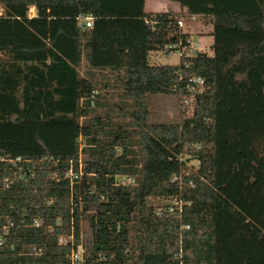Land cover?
<instances>
[{
	"label": "trees",
	"instance_id": "16d2710c",
	"mask_svg": "<svg viewBox=\"0 0 264 264\" xmlns=\"http://www.w3.org/2000/svg\"><path fill=\"white\" fill-rule=\"evenodd\" d=\"M166 1L0 0V264H264V0Z\"/></svg>",
	"mask_w": 264,
	"mask_h": 264
},
{
	"label": "rangeland",
	"instance_id": "374dc122",
	"mask_svg": "<svg viewBox=\"0 0 264 264\" xmlns=\"http://www.w3.org/2000/svg\"><path fill=\"white\" fill-rule=\"evenodd\" d=\"M170 4V5H169ZM169 6H176L175 3H171L166 0H147L146 10L150 11H160L165 10ZM34 9L31 7L28 9V15H33ZM180 25L184 31L190 34V45L189 51L192 52L194 50H202L211 54L209 50V44L211 42V35L209 31L211 28L209 26H205L202 21L197 17H187L186 19L181 20ZM180 52L179 50L171 51L168 54H164L162 51H153L150 53V62L154 64H169L175 65L179 61ZM84 67L81 68L83 71ZM84 73V72H83ZM124 103V102H123ZM129 103V102H127ZM183 105L180 104V101L175 97H171L170 99H163L159 103L154 102L153 106H151V110L154 113H157L162 119H171L174 118L178 113H180ZM10 126L17 127L18 129L5 130L3 133H29L32 132L35 127V122H9ZM188 165H191L192 168L197 166V161L195 159H191ZM127 176V182L129 184L134 183V178L130 175ZM82 232V242L85 243L89 239L88 227L86 224H82L81 226Z\"/></svg>",
	"mask_w": 264,
	"mask_h": 264
},
{
	"label": "built area",
	"instance_id": "2783aa9c",
	"mask_svg": "<svg viewBox=\"0 0 264 264\" xmlns=\"http://www.w3.org/2000/svg\"><path fill=\"white\" fill-rule=\"evenodd\" d=\"M82 23L84 26H90L91 25V18L90 17H84L82 18ZM193 84L195 85H201L202 84V79L200 77H196V78H192L190 80ZM191 88H193V86H191ZM127 176L122 175V176H118L116 178V183H126L127 181ZM175 178V176H174ZM181 203L178 201H174L172 202V204H170L169 206H167V208L165 209V211L169 214V215H173V216H180L181 214ZM156 213H161V209H157ZM42 223L41 220L39 219H34L32 224L33 226H39ZM70 239H72V236L69 237ZM60 241H63L62 236L59 237ZM4 244V237L3 235L0 234V246H2ZM84 249L83 246L81 244H79L77 250H72L71 253L69 254V260H70V264H75L79 261L82 260V253H83Z\"/></svg>",
	"mask_w": 264,
	"mask_h": 264
},
{
	"label": "crops",
	"instance_id": "0c3cea01",
	"mask_svg": "<svg viewBox=\"0 0 264 264\" xmlns=\"http://www.w3.org/2000/svg\"><path fill=\"white\" fill-rule=\"evenodd\" d=\"M146 4H147V0H146ZM169 5H170V4H169ZM169 5H168V6H169ZM171 7H174V6H171ZM192 18H193V16H192ZM184 19H185V18H184ZM182 20H183V19H182ZM181 23H182V21H181ZM209 45H210V44H209Z\"/></svg>",
	"mask_w": 264,
	"mask_h": 264
}]
</instances>
